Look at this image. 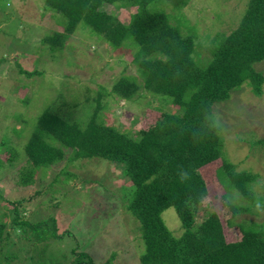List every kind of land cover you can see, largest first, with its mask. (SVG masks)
Returning <instances> with one entry per match:
<instances>
[{
  "label": "trees",
  "instance_id": "trees-1",
  "mask_svg": "<svg viewBox=\"0 0 264 264\" xmlns=\"http://www.w3.org/2000/svg\"><path fill=\"white\" fill-rule=\"evenodd\" d=\"M228 4L229 0L215 4L207 0H45L41 16L50 13L63 28L38 42L44 47L42 53L52 57L51 62L64 56L72 35L84 33L105 42L109 53L121 51L119 64L129 61L136 71L127 73L124 69L111 76L109 86L100 83L97 88L65 71L69 82L79 85L59 91L40 111L38 125L25 146L23 157L28 165L21 167L19 182L32 185L37 175L45 179L61 167L60 173L49 186L37 191L47 201L41 200L36 212L29 211L32 196L12 199L0 193V264H25L20 261L26 256L30 263L47 264L48 258L38 259L39 248L46 250L49 239L63 237L69 230L61 231L62 222L68 227L69 223L57 210L69 195L66 185L75 176L62 166L93 159L121 168L123 185L116 190L107 188L106 206L92 202L91 209H103L110 215L120 209L139 223L140 231L137 227L135 231L140 235L136 236H141L145 246L140 264H264V224L240 218L245 213L258 214L253 210L255 201H264L255 188L257 174L248 170L236 173L234 164L223 154V127L218 134L199 140L192 136L204 113L218 114L216 105L229 100L232 91L248 85L256 95L263 94L264 71L259 65L264 64V0L244 3L240 22H230ZM107 5L114 9L107 10ZM123 9L133 10L128 23L116 12ZM206 13L208 18H204ZM228 25L233 26L225 30ZM50 61H45L44 67L49 69ZM27 73L34 76L42 72L36 68ZM148 96L150 99L143 101ZM120 100L126 105L156 103L153 109L159 113L150 119L143 116L137 127L126 116L129 110L119 111L121 123L109 122L108 110ZM7 149L10 161L21 155L13 146ZM219 160L222 164L215 173L227 177L245 204L229 203V192L224 188L221 199L228 215L226 222L219 212L211 210L197 223L200 207L210 193L201 170ZM3 162L0 153V170ZM177 165L191 171L187 184L179 182ZM43 208L50 210V216L36 218ZM169 208H174L181 220L184 231L180 235L163 218ZM96 215L102 216L100 232L111 222L102 212ZM7 216L11 217L9 224L4 219ZM79 228L70 227L74 236ZM50 229L52 236L47 238L45 232ZM226 229L239 230L242 236L228 241ZM10 243L27 249L26 256H20L21 248L7 251L5 245ZM66 258L68 264H95L80 249ZM113 261L119 264L113 256L103 263Z\"/></svg>",
  "mask_w": 264,
  "mask_h": 264
},
{
  "label": "rangeland",
  "instance_id": "rangeland-1",
  "mask_svg": "<svg viewBox=\"0 0 264 264\" xmlns=\"http://www.w3.org/2000/svg\"><path fill=\"white\" fill-rule=\"evenodd\" d=\"M219 1L207 0V3L215 4ZM246 2L248 0H229L230 22L237 20L240 22L243 15L241 7ZM44 3L45 0H0V153L5 160L0 170V193L12 199H20L24 195L32 196L33 203L29 205V211L33 212L39 208L36 205L40 204L41 200L47 201V197L39 192L36 194L37 191L49 186L54 181V176H57L61 170V167L56 168L50 177L45 179L42 177L41 180V175H37V180L32 185L26 186L19 182V173L23 169L21 167L28 165L26 158L23 157L25 146L33 129L38 125L40 111L57 97L59 91H66L71 84L79 85L69 82L68 79L73 77V73L85 83L92 82L91 84L97 88L100 83L109 86L112 83L111 76L124 69L127 73L136 71L135 66L129 61L123 65L119 64L121 51L113 50L109 53L110 49L105 42L84 33L72 35L64 56L54 61L55 63L51 62L52 57L42 53L44 47L38 42L46 34L63 28L58 26L56 18L51 17L50 13L45 17L41 16ZM105 8L109 11L114 9L111 5ZM116 12L121 20L128 23L133 10L123 9ZM207 13L204 18H208ZM222 20H227V16ZM232 26L228 25L224 29L230 30ZM45 61H50L49 69L44 67ZM111 65L114 69L113 67L109 69ZM36 68H39L42 73L29 76L27 72ZM259 68L264 71V64L259 65ZM65 71L69 72L70 77L65 76ZM231 94L229 100L216 105L223 123V154L234 164L236 170L256 173L258 179L255 188L264 195V87L262 95H256L248 85L241 86ZM149 99L148 96L143 101ZM156 105V103L126 105L124 100H120L108 110V119L109 122L121 123L119 111L122 114L123 110H129L125 112L126 116L130 117V123L137 127L141 123L139 119L143 116L145 119H150L158 115L159 112L153 109ZM136 119H138L137 122H135ZM9 146L21 152L16 160L10 161L11 156L7 149ZM108 163L107 160L93 159L75 160L63 164L62 167L75 176L74 180L66 185L69 195L64 196L65 200L57 210L69 223L68 227L66 222H62L61 231L67 228L69 230L64 232L63 237L49 239L50 245L46 250L40 251V247L37 254L39 260L48 258L47 264H68L66 257L70 256L71 251L80 249L88 255L89 259L94 260L95 264H105L104 259L107 260L111 256L115 263L140 264V256L145 246L141 236H136L140 235V232L138 234L135 231L136 227L139 229V223L120 209L113 215L104 213L103 209H91V205L94 207V202L97 206H106V199L109 197L107 188L116 190L123 185V180L119 177L121 168L107 167ZM221 164L222 161L219 160L201 170L207 179L210 193L200 207L196 217L197 223H200L204 215L211 210L219 212L224 223L226 222L228 215L221 199L224 188L229 192V199L239 201L240 205L245 204L244 197L234 192L227 177L221 173L217 176L215 173ZM55 182L57 183L56 179ZM74 183L76 184L72 185ZM125 183L129 184V182ZM95 191H97L96 196ZM2 208L3 206L0 207V222L3 220ZM47 208L51 209V206L48 205ZM47 208L39 210L36 218L50 216L48 214L50 210ZM99 212L108 217L111 223L103 225L101 231L97 232L100 229L99 220L102 219V214L96 215ZM57 218L61 223V218L58 216ZM163 218L176 235L184 231L174 208L167 209L163 213ZM240 218L264 224V214L245 213ZM4 219H8V224L11 222V217L7 216ZM70 227L74 230L80 227L79 233L75 232L74 236ZM50 233L51 229L45 232L47 238L52 236ZM226 234L228 241H235L242 236L239 230L226 229ZM117 243L119 245L115 249L113 246ZM18 248H21L20 256H26L27 249L16 247L12 243L9 246L5 245V249L11 252ZM76 256L77 254L74 255ZM20 262L35 264L32 260L30 263L27 256L25 261Z\"/></svg>",
  "mask_w": 264,
  "mask_h": 264
},
{
  "label": "clouds",
  "instance_id": "clouds-1",
  "mask_svg": "<svg viewBox=\"0 0 264 264\" xmlns=\"http://www.w3.org/2000/svg\"><path fill=\"white\" fill-rule=\"evenodd\" d=\"M222 127L223 125L220 115L211 111H206L203 115L200 126L192 130L193 139L199 140L209 134H218L222 130ZM236 173H239L238 169L236 170ZM176 175L181 184H187L192 179L191 171L184 165H177ZM228 202L232 203L233 201L230 198ZM253 210L258 214H264V201L256 199Z\"/></svg>",
  "mask_w": 264,
  "mask_h": 264
}]
</instances>
